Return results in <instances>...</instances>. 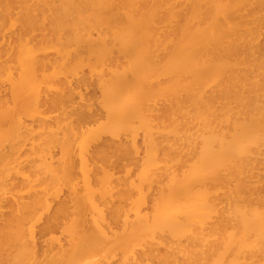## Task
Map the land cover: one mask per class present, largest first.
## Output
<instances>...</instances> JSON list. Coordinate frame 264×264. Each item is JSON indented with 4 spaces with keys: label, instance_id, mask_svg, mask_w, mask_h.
<instances>
[{
    "label": "bare ground",
    "instance_id": "1",
    "mask_svg": "<svg viewBox=\"0 0 264 264\" xmlns=\"http://www.w3.org/2000/svg\"><path fill=\"white\" fill-rule=\"evenodd\" d=\"M0 264H264V0H0Z\"/></svg>",
    "mask_w": 264,
    "mask_h": 264
},
{
    "label": "rangeland",
    "instance_id": "2",
    "mask_svg": "<svg viewBox=\"0 0 264 264\" xmlns=\"http://www.w3.org/2000/svg\"><path fill=\"white\" fill-rule=\"evenodd\" d=\"M82 68H83V67H82ZM82 68H81V70L83 71V69H85L86 72H85V71H84V72H85V74H86V73H87V69H86L87 67H86V68H83V69H82ZM80 73H81V72H80ZM82 73H83V72H82ZM77 76H78V75H77ZM79 76H80V75H79ZM137 136H138V135H137ZM137 139H138V143H137V144H139V141L141 142V135L138 136ZM137 139H136V141H137ZM26 147H27V146H26ZM23 148H24V147H23ZM24 151L27 152V149H26V148H25V150H22V149H21V153H22V152L24 153ZM137 156H139V155H137ZM139 157H142V155L139 156ZM140 159H141V158H140ZM260 168H262V167H260ZM260 170H261V169H260ZM261 171H262V170H261ZM27 173H28V171L26 172V174H27ZM19 179H20V178L18 177L17 180H19ZM20 180H21V179H20ZM131 191H134V190L132 189ZM134 192H135V191H134ZM22 193H24V192H22ZM135 193H136V192H135ZM24 194H26V192H25ZM24 194H23V195H24ZM131 196H132V194H131ZM132 197H133V199L136 198V194H135V196L133 195ZM140 208H142V207H140ZM141 210H145V207H144V209L142 208ZM141 210H140V211H141ZM146 211H147V209H146ZM146 211H144V212H146ZM42 212H43L42 210H41V211H38L39 214L42 213ZM144 212H143V213H144ZM46 213H47V212H46ZM141 213H142V211H141ZM41 215H42V217H43L44 215H47V214H45V213L43 212ZM45 217H46V216H45ZM45 217H43L42 221H45V220H44ZM39 222H40V220H39L37 223H39ZM37 223H36V226L39 228V225H37ZM39 224H40V223H39ZM41 225H42V222H41ZM41 225H40V226H41ZM37 227H36L35 229H38ZM58 234H59V233H58ZM56 235H57V234H56ZM57 236H58V235H57ZM138 251H139V250H138Z\"/></svg>",
    "mask_w": 264,
    "mask_h": 264
}]
</instances>
